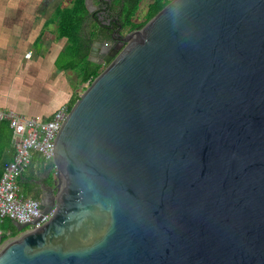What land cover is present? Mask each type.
I'll return each instance as SVG.
<instances>
[{
    "label": "water",
    "instance_id": "95a60500",
    "mask_svg": "<svg viewBox=\"0 0 264 264\" xmlns=\"http://www.w3.org/2000/svg\"><path fill=\"white\" fill-rule=\"evenodd\" d=\"M121 41L0 264H264V0H171Z\"/></svg>",
    "mask_w": 264,
    "mask_h": 264
},
{
    "label": "crops",
    "instance_id": "0c3cea01",
    "mask_svg": "<svg viewBox=\"0 0 264 264\" xmlns=\"http://www.w3.org/2000/svg\"><path fill=\"white\" fill-rule=\"evenodd\" d=\"M59 5L54 0H0V108L45 118L73 94L70 86H62L78 70L56 68L67 42L57 38Z\"/></svg>",
    "mask_w": 264,
    "mask_h": 264
},
{
    "label": "built area",
    "instance_id": "2783aa9c",
    "mask_svg": "<svg viewBox=\"0 0 264 264\" xmlns=\"http://www.w3.org/2000/svg\"><path fill=\"white\" fill-rule=\"evenodd\" d=\"M70 108L63 105L58 108L49 120L39 117H28L12 110L0 108V122L7 121L12 130V159L5 164L0 179V220L9 218L21 224H29L28 231L40 228L47 223L54 209L44 215L41 202L26 192L20 176L34 162L35 155L47 164L54 158L55 141L66 121ZM56 179V170L53 173ZM5 233L0 230V235ZM9 234V232L7 233Z\"/></svg>",
    "mask_w": 264,
    "mask_h": 264
},
{
    "label": "trees",
    "instance_id": "16d2710c",
    "mask_svg": "<svg viewBox=\"0 0 264 264\" xmlns=\"http://www.w3.org/2000/svg\"><path fill=\"white\" fill-rule=\"evenodd\" d=\"M141 1L142 0H126L125 2L124 16L127 21V25H130L132 29H141L171 0H153V2L148 5L145 21L136 23L134 22V17L138 12ZM87 16L88 9L85 0H72L70 6L62 7L59 5L56 9L57 38L67 40V45L56 59V68L58 71L78 70L80 82L82 84L91 83L100 73V69L102 68V65L93 64L88 61L90 43L92 38L95 37V32H91L90 38L85 36L84 23L87 20ZM78 99L79 95L77 93H73L68 101L63 103L61 106L68 105L71 109L73 104ZM53 114L45 118L43 117V119L49 120ZM12 154V130L7 121H2L0 122V179L3 174L5 164L12 159ZM38 157V155H35L34 161ZM40 161L42 160L40 159ZM26 196L31 197V195H27V193ZM7 219L8 220L4 219L2 222V225H6L7 230L6 232L4 231L5 233L0 235V237H2L1 243L9 238L19 235L13 221L9 218ZM8 232L9 234H7Z\"/></svg>",
    "mask_w": 264,
    "mask_h": 264
},
{
    "label": "flooded vegetation",
    "instance_id": "af4514ba",
    "mask_svg": "<svg viewBox=\"0 0 264 264\" xmlns=\"http://www.w3.org/2000/svg\"><path fill=\"white\" fill-rule=\"evenodd\" d=\"M87 1L91 4L92 10L88 12L87 20L84 23V34L87 38H90L91 32H95L90 48L96 42L95 47L98 51H96L95 59H100L106 45L119 47L122 45V35L138 29H132L130 25H127L124 16L126 0ZM33 166H37V171H33ZM49 169V164L38 160V162L34 161L27 171L20 176L21 184L27 185L30 195L38 199L41 204L43 201H49L53 195L52 189L54 188L55 178L53 173L49 172ZM36 173H39V177H36Z\"/></svg>",
    "mask_w": 264,
    "mask_h": 264
},
{
    "label": "rangeland",
    "instance_id": "374dc122",
    "mask_svg": "<svg viewBox=\"0 0 264 264\" xmlns=\"http://www.w3.org/2000/svg\"><path fill=\"white\" fill-rule=\"evenodd\" d=\"M56 5L57 4H60L62 5V7H66V6H70L71 5V2L72 0H54ZM153 0H142L140 5H139V9H138V12L136 14V16L134 17V22L136 23H141V22H144L145 21V18H146V14H147V11H148V5L150 3H152ZM65 45H67V42H65ZM64 45V46H65ZM102 65V68L100 69V71L105 67L104 64H101ZM78 72H75L73 75L72 74H68V82L70 85H67L66 82L64 83V85L62 86L63 87H66V86H70L72 88V90L74 91L73 93H77L79 96L85 91L86 87L89 85V84H82L80 82V78H78ZM38 160V159H37ZM27 171V170H26ZM33 171H37V168H35L33 166ZM37 174V175H36ZM36 177H39V173H36ZM22 186H23V189L24 191L28 194H30V191H29V188L27 187V185L23 184L22 183ZM32 198L36 199L35 197L31 196ZM6 220H8L6 218ZM3 223L1 222L0 220V230L2 231H5L6 232V225H2Z\"/></svg>",
    "mask_w": 264,
    "mask_h": 264
}]
</instances>
